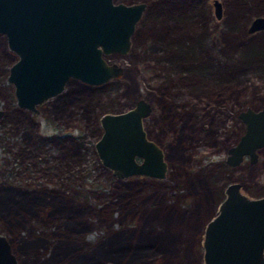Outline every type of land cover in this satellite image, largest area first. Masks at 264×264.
Listing matches in <instances>:
<instances>
[{
  "label": "rangeland",
  "instance_id": "374dc122",
  "mask_svg": "<svg viewBox=\"0 0 264 264\" xmlns=\"http://www.w3.org/2000/svg\"><path fill=\"white\" fill-rule=\"evenodd\" d=\"M147 1L133 36L137 48L108 56L122 64L125 74L100 85L72 78L62 93L40 105L39 113L17 104L8 75L18 55L0 33V108L7 112L0 121V230L12 241L20 264H50L52 248L44 231L65 225L67 213L76 206L88 209L86 204L113 198L120 184L95 148L103 132L99 118L133 107L141 97L156 100L146 129L163 144L170 171L165 179L132 176L145 196L135 223L138 237L151 238L162 251L151 250L147 257L131 261L124 258L119 264H203L204 229L225 197L227 184L240 181L250 195L264 194V148L253 165L248 159L238 166L226 163L228 148L245 131L239 111L264 104V61H243L250 45L264 46V30L247 33L260 13L234 14L238 3L249 0H222V18L215 16L213 0H169L195 22L183 18L189 23L187 43L194 46L200 63L197 73L205 72L202 87L194 91L189 85L167 86L160 72H152L169 60L159 62L149 49L153 41L147 34L153 30L155 3L160 0ZM180 74L172 71V79L179 80ZM180 89L184 93H176ZM100 217L86 235L94 247L91 253L103 249L101 241L109 234Z\"/></svg>",
  "mask_w": 264,
  "mask_h": 264
},
{
  "label": "water",
  "instance_id": "95a60500",
  "mask_svg": "<svg viewBox=\"0 0 264 264\" xmlns=\"http://www.w3.org/2000/svg\"><path fill=\"white\" fill-rule=\"evenodd\" d=\"M215 15L223 16L221 0H213ZM146 2L115 0H0V33L18 59L9 67L17 104L37 112V104L60 93L75 77L102 84L122 77L124 67L108 55L127 54ZM264 30V14L252 18L248 33ZM150 102L139 98L133 107L105 112L95 147L102 164L118 178L167 176L164 149L148 137L144 120ZM5 109L0 108V119ZM245 131L229 147L227 162L239 165L245 156L259 159L264 147V104L239 111ZM203 264H264V194L253 196L240 181L225 187V197L206 223ZM0 264H20L12 243L0 231Z\"/></svg>",
  "mask_w": 264,
  "mask_h": 264
},
{
  "label": "trees",
  "instance_id": "16d2710c",
  "mask_svg": "<svg viewBox=\"0 0 264 264\" xmlns=\"http://www.w3.org/2000/svg\"><path fill=\"white\" fill-rule=\"evenodd\" d=\"M248 4L250 5L248 6ZM155 5L154 27L147 34L151 42L153 41L149 49L159 62L164 59L163 53L165 51L170 53V50H172L174 55L185 58L188 62L195 55L193 51L189 50L192 46V44L187 43L189 23L183 18L187 17L194 24L193 15L184 12L185 10L178 12L179 10L170 6V3L167 4L166 0H160ZM253 10L264 14V0H249L247 3H238L234 14L239 16L241 15L240 13L253 14ZM161 25H163V29L160 33L158 28ZM185 35L187 36L186 38L184 37ZM137 46L138 43L135 42L134 49ZM249 48L250 55L247 58L243 57V61H264V46L250 45ZM158 52H162V54L159 55ZM117 182L120 185H117V189L111 193L113 198L110 201L102 200V204L94 203L93 206L86 204L88 209L82 205L76 206L67 213L65 225H58V230L55 231H44L42 236L51 243L52 251L51 257H49V259H52L51 263L109 264L112 261L115 264H119L124 258L131 261L129 260L130 258L137 259L138 257V259H141L145 256L147 257L150 255L148 252L151 250L154 253L162 251L151 238L145 237V239H141L138 237L140 228H138L135 221L140 213L139 201L145 197L141 192V188L134 185L132 176L117 179ZM101 196H103V192ZM90 204L92 203L90 202ZM99 215L101 216L100 220L106 222L109 227V234L107 238L101 241L104 244L103 249L91 253L89 251L94 250V247L87 240L86 235L93 229L94 220ZM115 223L118 224L117 227H115Z\"/></svg>",
  "mask_w": 264,
  "mask_h": 264
},
{
  "label": "flooded vegetation",
  "instance_id": "af4514ba",
  "mask_svg": "<svg viewBox=\"0 0 264 264\" xmlns=\"http://www.w3.org/2000/svg\"><path fill=\"white\" fill-rule=\"evenodd\" d=\"M222 1V0H221ZM115 2H118V1H115ZM120 2H124V1H120ZM134 2H146L147 3V6H146V8H145V10H144V13H143V17H142V19L138 22V23H140L142 20H143V18H144V14H145V12H146V10L148 9V7H149V2L147 1V0H140V1H134ZM134 2H130V3H128V4H132V3H134ZM125 3H127V2H125ZM166 3L168 4V3H170V6H172V3L171 2H169V0H166ZM242 3H244V1H242ZM241 4V3H240ZM222 5H223V9H224V3H223V1H222ZM173 7V6H172ZM174 8V7H173ZM213 8H215V6H214V3H213ZM223 15H224V10H223ZM216 16V15H215ZM223 17V16H222ZM138 23H137V25H138ZM136 29H137V27H136ZM263 31V30H262ZM135 34V33H134ZM134 36V35H133ZM193 48H194V46L192 45L191 46V49H189V50H191V51H193ZM132 49H134V46L132 45V48H131V50ZM131 50H130V52H131ZM186 50H188V49H186ZM194 50H196V48L194 49ZM129 52V53H130ZM153 53V52H152ZM151 53V54H152ZM113 54H116V53H113ZM118 54H121V53H118ZM128 54V53H127ZM122 55H126V54H122ZM163 57H164V60L165 59H168L169 60V62H168V64H163L160 68H159V70H157L158 68L157 67H155L154 66V68H153V70H152V72H155V71H157V72H160L159 74L160 75H162L163 76V78L165 79V83L164 84H167V86H170V85H172V86H174V87H177V88H183V89H185V87L184 86H186V85H189V88H191V89H194V91H196L197 89H199V88H201L202 86H200V85H202L201 83H202V80H203V78L205 77V72L204 71H201L200 73H197V71H198V67H200V63H199V61H197L198 59H197V56H196V54H194L195 56H192L190 59H189V61L187 62L186 61V59L184 58H181V57H177L176 55H174L172 52H167V51H165L164 53H163ZM192 55V54H191ZM109 56V55H108ZM108 56H107V58H108ZM155 55L154 54H152V57H154ZM157 58V57H156ZM170 58V59H169ZM153 60H154V58H153ZM171 61H173V62H171ZM111 62V61H110ZM172 63H174L173 65H172ZM169 65V66H168ZM174 68V69H173ZM193 68V70H195V74H194V72H192V74H189V75H186V71H190L191 69ZM179 72V73H181L180 75H179V80H174V79H172V76H171V74H172V71H174V72H177V71ZM124 74H125V71H124ZM123 74V75H124ZM182 74H184V75H182ZM199 74V75H198ZM182 75V76H181ZM194 75V76H193ZM72 78H75V77H71L70 79H72ZM120 78V77H119ZM207 78V77H206ZM70 79L66 82V84H65V87H66V85H67V83L70 81ZM114 79H117V78H114ZM111 80H113V79H109L108 81H106V82H109V81H111ZM182 80H183V82H182ZM85 82V81H84ZM106 82H104V83H106ZM104 83H102V84H104ZM94 85H100V84H94ZM65 89V88H64ZM182 89V90H183ZM181 89L180 90H177L176 91V93H178V94H182V93H184V91H182ZM64 90H62L60 93H62ZM217 91H214V93H216ZM60 93H58V94H56V95H54V96H52V97H55V96H58ZM202 92H200V93H198V94H196V95H199V94H201ZM52 97H50V98H52ZM50 98H48V99H50ZM47 99V100H48ZM47 100H45V101H47ZM148 100V99H147ZM44 101V102H45ZM149 102H150V105H151V112H150V114H149V116L144 120V126H145V129H146V120L148 119V118H150L151 116H153V113H154V110H155V104H156V100L153 98L152 100H148ZM43 102V103H44ZM43 103H41V104H37V107H38V111L37 112H35L34 110H32V109H28V108H26V107H22V108H25V109H28V110H30V111H32V112H34V113H39L40 111H41V108H40V105H42ZM164 105V107L165 106H167L168 107V109L170 110V106H169V103L168 104H166V103H164L163 104ZM168 110V111H169ZM6 110H5V114L3 115V117L0 119V121L4 118V116L6 115ZM239 115V114H238ZM101 117V116H100ZM99 120H100V118H99ZM242 120V119H241ZM243 121V120H242ZM101 123V122H100ZM102 126V125H101ZM102 129H103V127H102ZM146 131H147V134H148V137L149 138H151L150 137V135H149V132H148V130L146 129ZM151 139H153V138H151ZM154 141H156L155 139H153ZM158 144H160V146L164 149V146H163V144L161 143V142H158V141H156ZM234 145V144H233ZM232 146V145H231ZM96 148V147H95ZM262 148H264V147H262ZM261 148V149H262ZM229 149V148H228ZM260 149V150H261ZM260 150H259V159H258V161L257 162H255V163H258L259 162V160H260ZM164 151H165V149H164ZM227 156H228V154H227ZM165 158H166V155H165ZM226 159H227V157H226ZM246 159H248L249 161H250V159H249V156H245V158H244V160H243V162L246 160ZM167 160V159H166ZM168 161V160H167ZM243 162L241 163V164H243ZM226 163L227 164H229L228 162H227V160H226ZM251 164H254V163H252V162H250ZM229 165H231V164H229ZM240 165V164H239ZM231 166H238V165H231ZM109 169V168H108ZM169 171H170V163L168 162V170H167V176H168V173H169ZM139 176H141V175H139ZM146 176H148V175H146ZM166 176V177H167ZM149 177H151V176H149ZM165 177V178H166ZM117 178V177H116ZM151 178H155V177H151ZM165 178H162V179H165ZM156 179H160V178H156ZM217 212V211H216ZM1 231V230H0ZM11 243H12V241H11Z\"/></svg>",
  "mask_w": 264,
  "mask_h": 264
},
{
  "label": "clouds",
  "instance_id": "9594fccd",
  "mask_svg": "<svg viewBox=\"0 0 264 264\" xmlns=\"http://www.w3.org/2000/svg\"><path fill=\"white\" fill-rule=\"evenodd\" d=\"M89 239H92L91 237H89Z\"/></svg>",
  "mask_w": 264,
  "mask_h": 264
}]
</instances>
